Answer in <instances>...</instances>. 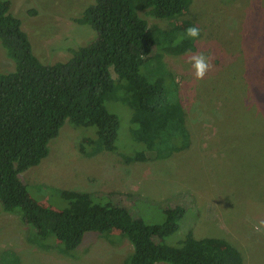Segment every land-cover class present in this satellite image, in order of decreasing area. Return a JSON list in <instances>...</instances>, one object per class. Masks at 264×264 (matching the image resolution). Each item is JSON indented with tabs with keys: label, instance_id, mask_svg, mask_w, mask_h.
<instances>
[{
	"label": "rangeland",
	"instance_id": "374dc122",
	"mask_svg": "<svg viewBox=\"0 0 264 264\" xmlns=\"http://www.w3.org/2000/svg\"><path fill=\"white\" fill-rule=\"evenodd\" d=\"M7 1L44 64L67 61L96 37L89 25L76 22L93 0ZM140 14L160 42V33L192 25L201 30L194 50L163 54L154 47L153 58L140 67L148 81L162 79L167 101L181 103L187 147L179 149L182 140L175 139L179 150L169 157L136 159L144 148L132 134V110L109 98L105 108L119 121L115 150L89 155L95 128L64 124L47 157L21 174L28 195L61 211L68 206L63 191L86 193L94 204L120 205L147 225L161 224L167 210L181 208L179 229L165 244L177 245L191 232L195 239L226 240L243 264H264V0H191L172 20ZM199 51L212 65L202 80L187 63ZM13 70L0 47V73ZM110 74L120 89L111 68ZM32 235L0 205V264H123L132 253L117 231L86 233L69 254L54 240L49 248L33 243Z\"/></svg>",
	"mask_w": 264,
	"mask_h": 264
},
{
	"label": "trees",
	"instance_id": "16d2710c",
	"mask_svg": "<svg viewBox=\"0 0 264 264\" xmlns=\"http://www.w3.org/2000/svg\"><path fill=\"white\" fill-rule=\"evenodd\" d=\"M190 5L191 0H93L76 22L89 25L96 37L72 50L67 61L44 64L10 3L0 0V47L14 63L13 71L0 73V205L32 229L33 243L49 248L56 242L69 254L86 233L103 237L117 231L132 247L123 264H243L241 253L224 239H195L189 232L177 245L165 244L179 229L181 208L167 210L163 223L147 225L120 205L104 207L86 193L63 191L68 206L57 211L32 200L21 176L47 157L49 142L66 123L95 128L89 155L114 151L119 121L105 108L109 98L132 110V134L144 148L136 159H161L187 147L181 103L167 101L162 79L148 81L140 67L153 58L154 47L178 54L194 50V40L178 44L183 31H173L160 33V42L140 13L172 20ZM175 139L182 140L179 149Z\"/></svg>",
	"mask_w": 264,
	"mask_h": 264
},
{
	"label": "clouds",
	"instance_id": "9594fccd",
	"mask_svg": "<svg viewBox=\"0 0 264 264\" xmlns=\"http://www.w3.org/2000/svg\"><path fill=\"white\" fill-rule=\"evenodd\" d=\"M200 35L201 30L199 27L196 25L189 26L180 34L177 43L183 42L184 39L198 40ZM187 63L191 65L196 80H202L212 67L211 57L206 55L203 51L189 55Z\"/></svg>",
	"mask_w": 264,
	"mask_h": 264
}]
</instances>
